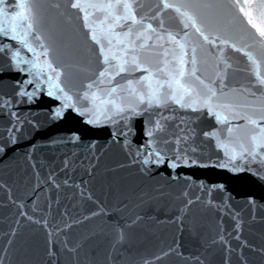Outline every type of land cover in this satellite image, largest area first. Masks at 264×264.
<instances>
[{"label": "snow or ice", "instance_id": "1", "mask_svg": "<svg viewBox=\"0 0 264 264\" xmlns=\"http://www.w3.org/2000/svg\"><path fill=\"white\" fill-rule=\"evenodd\" d=\"M49 9L57 10L67 24L79 20L72 50L83 44L95 65L90 82L81 84L79 91H71V66L65 60L69 46L63 43L67 34L50 26ZM229 50L247 60L252 79L246 86L228 85L232 69ZM0 61V76L19 77L11 83L12 95L0 100V110H7L10 125L5 129L6 138L0 140V154L17 147L15 134L23 132L19 126L26 121L14 108L25 98L31 103L46 94L55 105L50 109L55 118L71 110L86 118L87 125H111L112 142L122 137L131 165L146 175L161 166H206L195 158L199 155L196 149L189 148L196 136L194 128L181 118L184 127L175 125L181 134L169 130L173 126L169 121L175 117L163 112H174L177 107L195 114L197 120L213 118L225 126L226 139L214 126L199 133L223 149L225 159L217 161V166L243 171L256 164L264 173V0H69L66 5L61 0L50 4L44 0H0ZM137 118L144 121L145 140L140 145L130 139ZM36 163L33 171L39 179ZM69 167L66 160L59 174L49 172L32 198L42 187L58 193L67 186L71 177L57 182V176H66ZM191 203L187 200L185 207ZM249 203L256 204L254 200ZM17 207L22 217L32 219L24 211L25 205ZM178 211L184 214V209ZM232 217L234 238L239 241L244 220L238 212ZM34 222L47 224L46 220ZM120 238H124L123 230ZM219 242L229 253L233 251L224 235ZM57 243L49 240L51 257L56 256ZM63 243L66 247L67 241ZM239 243L241 248L250 247L246 241ZM8 244H12L11 238ZM7 251L5 248V254ZM260 252L264 255V249ZM143 264L153 261L144 260Z\"/></svg>", "mask_w": 264, "mask_h": 264}, {"label": "water", "instance_id": "2", "mask_svg": "<svg viewBox=\"0 0 264 264\" xmlns=\"http://www.w3.org/2000/svg\"><path fill=\"white\" fill-rule=\"evenodd\" d=\"M61 2L66 5L69 0ZM46 15L50 26L67 34L63 43L69 46L65 60L71 66V91H79L95 71L91 53L83 44L72 50L79 20L67 24L55 9H49ZM228 56L232 64L229 87L246 86L252 79L246 58L231 50ZM17 79L15 75L0 76V100L12 95L11 83ZM54 106L52 98L43 94L31 103L25 98L14 108L26 122L19 126L22 135L15 134L18 146L6 155L0 154L2 264H143L144 260L153 264H225L226 259L229 264H264L260 252L264 249V208L260 207L264 205V173L256 164L243 171L217 166V161L225 159L223 149L216 147L215 140L209 143L199 135L214 126L226 139L225 126L216 124L213 118L197 120L195 114L178 107L174 112L165 110V116L175 117L169 121L171 132L181 134L175 127H184L181 118L196 130L189 148L196 149L199 155L195 158L206 166H161L146 175L131 165L122 148V137L112 142L111 125H87L86 118L71 110L55 118L50 115ZM0 111L4 113L0 114L3 140L10 125L7 110ZM143 124V118L133 122L135 134L130 139L134 145L145 140ZM29 151L31 156L27 155ZM66 160L70 165L67 175H58L57 182L71 177L67 186L58 193L42 187L33 199L36 186L44 184L49 172L59 174ZM33 162H37L39 179ZM187 200L193 203L185 207ZM250 200L256 204L250 205ZM18 204L25 205L31 220L20 215ZM178 209H184V214ZM236 212L244 220L239 241H246L250 247L241 248L234 238L232 213ZM43 220L47 221L44 226L34 222ZM13 231L15 236H11ZM221 235L229 241L230 253L219 242ZM50 239L58 242L55 257L49 255ZM73 248L77 250H69Z\"/></svg>", "mask_w": 264, "mask_h": 264}]
</instances>
